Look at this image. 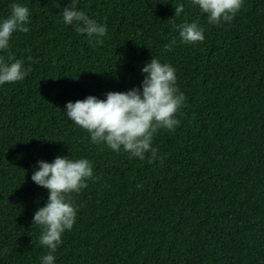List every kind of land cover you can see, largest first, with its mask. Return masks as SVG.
<instances>
[{
    "label": "trees",
    "instance_id": "16d2710c",
    "mask_svg": "<svg viewBox=\"0 0 264 264\" xmlns=\"http://www.w3.org/2000/svg\"><path fill=\"white\" fill-rule=\"evenodd\" d=\"M75 2L106 24L102 45L63 22L71 0H0V20L12 3L30 12V31L0 50L30 69L0 85V264L47 253L32 221L49 191L31 176L57 155L89 159L98 179L72 194L80 207L55 264H264V0L220 24L190 0ZM197 20L204 41L180 42L176 26ZM153 58L176 69L185 102L176 129L154 135L163 161L149 163L93 144L65 111L140 87Z\"/></svg>",
    "mask_w": 264,
    "mask_h": 264
},
{
    "label": "clouds",
    "instance_id": "9594fccd",
    "mask_svg": "<svg viewBox=\"0 0 264 264\" xmlns=\"http://www.w3.org/2000/svg\"><path fill=\"white\" fill-rule=\"evenodd\" d=\"M201 13L207 14L209 24L230 23L243 5V0H190ZM10 15L0 20V50L10 51V39L14 32L27 33L30 29V12L20 3L11 4ZM77 3H71L60 13L66 25L76 26L78 33L95 37L96 44H103L107 34L106 24L90 18L83 10H77ZM185 5L175 7V16L184 12ZM180 42L195 44L205 39L204 28L198 20L176 26ZM91 42V40H90ZM176 40L173 39L172 44ZM95 46V45H94ZM171 51L170 44L164 45ZM30 69H24L19 59L7 63L0 58V85L23 80ZM144 79L140 87L127 92H108L106 99L88 96L84 100L66 104L67 117L77 126L85 129L93 144H106L114 152L123 150L129 158H139L154 163L158 149L153 147L154 135L160 129L174 131L180 124L177 113L185 102L184 93L177 87L176 69L159 59L153 58L142 68ZM150 153V155H147ZM31 179L49 191L45 206L34 214L32 224L41 227L39 243L48 251L41 258V264H55V253L62 243V234L73 228L79 205L73 193L79 194L88 187L87 181L96 180L93 164L87 158L72 159L57 155L49 163L38 161Z\"/></svg>",
    "mask_w": 264,
    "mask_h": 264
}]
</instances>
